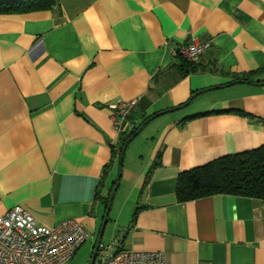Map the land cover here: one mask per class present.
Listing matches in <instances>:
<instances>
[{
    "label": "crops",
    "instance_id": "crops-1",
    "mask_svg": "<svg viewBox=\"0 0 264 264\" xmlns=\"http://www.w3.org/2000/svg\"><path fill=\"white\" fill-rule=\"evenodd\" d=\"M191 38L209 45L181 75L173 63ZM198 90L131 149L112 199L123 180L129 206L105 231L108 215L101 243L159 251L164 264H264V200L174 194L180 172L264 143V0H55L0 13V216L20 205L40 225L74 218L93 240L120 137ZM131 99L112 121L109 105Z\"/></svg>",
    "mask_w": 264,
    "mask_h": 264
},
{
    "label": "built area",
    "instance_id": "built-area-1",
    "mask_svg": "<svg viewBox=\"0 0 264 264\" xmlns=\"http://www.w3.org/2000/svg\"><path fill=\"white\" fill-rule=\"evenodd\" d=\"M208 45L191 38L178 53L195 62ZM135 103L131 99L110 104V119L127 116ZM89 237L90 231L74 218L53 226L40 225L28 210L16 205L0 216V264H66ZM115 244L100 242L93 264H164L162 252L126 250Z\"/></svg>",
    "mask_w": 264,
    "mask_h": 264
},
{
    "label": "trees",
    "instance_id": "trees-1",
    "mask_svg": "<svg viewBox=\"0 0 264 264\" xmlns=\"http://www.w3.org/2000/svg\"><path fill=\"white\" fill-rule=\"evenodd\" d=\"M55 0H0V13L28 12L51 6ZM173 65L181 75L194 72L197 67L180 54ZM235 80L247 81L248 75ZM138 125V124H137ZM122 135L112 151L118 159L123 141L136 129ZM110 191V189H109ZM177 201L193 200L214 194H228L264 200V143L254 149L217 157L177 175L175 190ZM107 196L104 198L106 203Z\"/></svg>",
    "mask_w": 264,
    "mask_h": 264
},
{
    "label": "rangeland",
    "instance_id": "rangeland-1",
    "mask_svg": "<svg viewBox=\"0 0 264 264\" xmlns=\"http://www.w3.org/2000/svg\"><path fill=\"white\" fill-rule=\"evenodd\" d=\"M204 94H206V93L205 92L201 93L199 95V97H198V98H200V103L203 102V99H201V98H203ZM197 100H199V99H196V100L193 99V101L189 102L188 104H191V106H193L197 102ZM186 108H187V106L185 107V109ZM181 110H183V109H181ZM176 112H179V111L174 110V111H171V112H167V113H165L163 115L157 116L156 118H154L150 122H148L144 126V128L139 132V134L136 135V137L133 140V142L131 143V145H129V147L125 150L126 157H125L124 161L122 160V164H124V166L123 165L121 166V168H122L121 174L123 173V179L126 176V172H127L126 167H127V163H128V158L127 157L129 155V153L131 152V149L133 147L135 148L137 142L142 140L154 128H156V125L158 124L159 120H161L162 116H165V115H168V114H173V113H176ZM117 192L118 193H117V195L115 196V198H114V200L112 202L111 211H110V214H109V221H108V224H107V227H106L105 231H108V230L112 229V227L114 226L115 214H116V211H117L118 207L120 206V204L122 203V207H123L122 214H124L125 210L129 206V204H128L129 202L126 201L128 199L129 190H128V188L124 189L123 180H122L121 185L119 186V190ZM105 235H106V232H105ZM94 239L93 240L84 241L82 243V245L76 250V252L73 255V257L66 264H88V261H89V258H90V253H91V249H92V246H93V243H94Z\"/></svg>",
    "mask_w": 264,
    "mask_h": 264
},
{
    "label": "water",
    "instance_id": "water-1",
    "mask_svg": "<svg viewBox=\"0 0 264 264\" xmlns=\"http://www.w3.org/2000/svg\"><path fill=\"white\" fill-rule=\"evenodd\" d=\"M217 87H220V86H217ZM208 88H206L207 90ZM204 90H198L196 92H194L184 103L180 104L179 106L175 107V108H171V109H168V110H162V111H158V112H155L151 115H149L148 117H146L137 127L136 129L132 132V134H130L128 137H126V139L123 141L122 145H121V148H120V152H119V156H118V171H117V176L115 178V181H114V185L113 187L111 188L109 194H108V197H107V200H106V204H105V209H104V213H103V217H102V222L100 224V227L98 229V233H97V236L95 238V241H94V244H93V248L91 250V254H90V258H89V261H88V264H93L94 262V259H95V256H96V252H97V249H98V246H99V243L101 242V238H102V235H103V231H104V228H105V225L108 221V215H109V210H110V207H111V202H112V199L114 197V194L116 192V189H117V186H118V183H119V179H120V176H121V166H122V160H123V154H124V151H125V148L127 146V144L130 142V140L136 136L141 130L142 128L153 118L163 114V113H166L168 111H171V110H174V109H177V108H180V107H183L185 105H187L189 103V101L192 99L193 96L197 95L198 93L202 92Z\"/></svg>",
    "mask_w": 264,
    "mask_h": 264
}]
</instances>
